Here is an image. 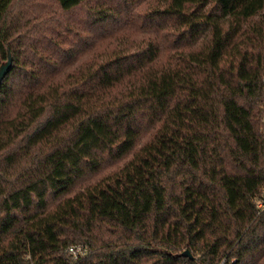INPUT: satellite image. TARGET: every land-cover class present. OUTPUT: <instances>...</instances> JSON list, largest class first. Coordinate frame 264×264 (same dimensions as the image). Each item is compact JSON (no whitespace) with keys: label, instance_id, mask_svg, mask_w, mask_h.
I'll use <instances>...</instances> for the list:
<instances>
[{"label":"trees","instance_id":"1","mask_svg":"<svg viewBox=\"0 0 264 264\" xmlns=\"http://www.w3.org/2000/svg\"><path fill=\"white\" fill-rule=\"evenodd\" d=\"M156 1L0 0V264H264V0Z\"/></svg>","mask_w":264,"mask_h":264},{"label":"rangeland","instance_id":"2","mask_svg":"<svg viewBox=\"0 0 264 264\" xmlns=\"http://www.w3.org/2000/svg\"><path fill=\"white\" fill-rule=\"evenodd\" d=\"M151 1V0H149ZM156 0H153L152 3H154ZM163 0H157L156 3H162ZM26 4H30L29 7L30 11H39L42 8V0H19L18 4L15 6V11L17 12L18 10H21ZM141 8H146L147 7V1L143 2L140 6ZM26 10H28L26 8ZM130 26L125 28V35H128L130 38H135L137 37L135 35V33H133L132 29H129ZM264 121V120H263ZM144 138V137H143ZM141 139V141H143L144 139ZM129 158V155L123 159H119V160H108L106 161L103 166L101 167V169L96 172V173H88L85 176H83L82 178H80L76 185H75V189H79L89 183H92L93 181L97 180L99 177L103 176L104 174L112 171L113 169H115L117 166H119L122 162H124L126 159ZM56 199H49V203L52 204Z\"/></svg>","mask_w":264,"mask_h":264},{"label":"built area","instance_id":"3","mask_svg":"<svg viewBox=\"0 0 264 264\" xmlns=\"http://www.w3.org/2000/svg\"><path fill=\"white\" fill-rule=\"evenodd\" d=\"M262 82L264 84V78L262 79ZM256 206L260 210H264V204L261 201L257 202ZM87 253L88 249L83 244L68 245L63 250V259L60 264H81ZM26 257H29V255H27Z\"/></svg>","mask_w":264,"mask_h":264},{"label":"water","instance_id":"4","mask_svg":"<svg viewBox=\"0 0 264 264\" xmlns=\"http://www.w3.org/2000/svg\"><path fill=\"white\" fill-rule=\"evenodd\" d=\"M11 62H12V59H11V56L9 53H7V60L2 63L0 65V85H1V82L4 78V76L6 75V73L9 71L10 69V66H11ZM182 256H188V257H191V255L189 254V252L187 250H185L183 253H182Z\"/></svg>","mask_w":264,"mask_h":264}]
</instances>
